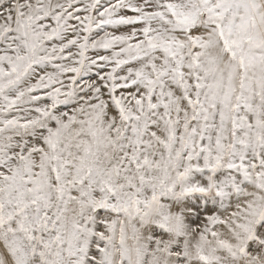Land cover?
Listing matches in <instances>:
<instances>
[{
	"label": "snow or ice",
	"instance_id": "6c2138e0",
	"mask_svg": "<svg viewBox=\"0 0 264 264\" xmlns=\"http://www.w3.org/2000/svg\"><path fill=\"white\" fill-rule=\"evenodd\" d=\"M0 264H264V0H0Z\"/></svg>",
	"mask_w": 264,
	"mask_h": 264
}]
</instances>
